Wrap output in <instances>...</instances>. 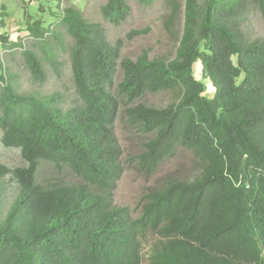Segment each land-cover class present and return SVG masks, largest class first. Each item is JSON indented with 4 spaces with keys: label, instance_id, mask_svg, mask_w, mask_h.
Wrapping results in <instances>:
<instances>
[{
    "label": "trees",
    "instance_id": "obj_1",
    "mask_svg": "<svg viewBox=\"0 0 264 264\" xmlns=\"http://www.w3.org/2000/svg\"><path fill=\"white\" fill-rule=\"evenodd\" d=\"M164 1L165 29L177 38L182 32L175 56L151 59L144 51L119 63L121 39L109 42L99 23L66 8L60 24L74 39L78 94L67 109L59 93L18 92L14 77L0 74L1 142L27 163L0 164V264H141L148 232L155 235L148 264H264V38L244 28L252 7L264 20V0ZM101 11L118 24L129 8L108 0ZM27 28L44 44L45 33L59 34L39 20ZM7 37L0 34V45H14ZM23 55L43 82L42 57L27 48ZM46 60L59 73L56 57ZM118 64L123 78L113 92ZM159 91L176 99L164 107L135 103ZM122 100L127 122L150 134L137 156L141 170L153 173L179 146L197 168L190 179L150 188L137 216L111 200L123 172L113 130ZM41 161L68 167L81 182H39ZM6 175L17 194L4 213Z\"/></svg>",
    "mask_w": 264,
    "mask_h": 264
},
{
    "label": "rangeland",
    "instance_id": "obj_2",
    "mask_svg": "<svg viewBox=\"0 0 264 264\" xmlns=\"http://www.w3.org/2000/svg\"><path fill=\"white\" fill-rule=\"evenodd\" d=\"M107 1L0 0V34H6L8 43L14 44L0 45V74L12 75L14 78L11 81L18 92H34L40 96L59 93L61 100L58 105L64 109L73 105L78 98L70 58V49L74 39L60 24L68 7H74L81 11L82 16L88 22L99 23L103 27L105 37L109 42L114 43L118 38L121 39L118 63L123 58L136 60L144 51L151 59L155 57L168 59L175 56L182 32L177 38V33L173 35L165 29L164 16L168 10L164 0H125L129 11L125 19L118 24L106 19L102 14L101 8ZM37 20L42 22V27L46 30L49 28V30H55L56 34L59 33L58 37L54 38L45 33L44 35L50 39L44 44L40 37L29 33L27 26ZM244 28L247 37L251 39L264 38V20L253 7L247 14ZM133 31H139V33H132ZM130 33H132L131 36H129ZM25 48L35 51L42 57L47 70V78L43 82L33 79L23 55ZM51 55L56 57L59 73H56L46 60ZM116 68L112 85L113 92L123 78L120 65L118 64ZM194 72L197 78L201 77V64L199 62L194 64ZM2 86L0 81V91ZM205 94L211 96L212 92L207 90ZM175 99L176 94L174 92L159 91L146 93L135 103L164 107ZM124 106L122 100L120 113L113 127L114 134L122 149L123 172L115 189L111 192V200L114 204L126 207L132 216H137L141 210L142 197L150 188H156L170 178L190 179L197 173V168L193 162L192 152L179 146L175 155L161 162L153 173L149 174L141 170L137 156L142 149L144 139L148 138L150 134L142 135L127 122L123 112ZM1 136L2 130L0 129V164L8 168L27 165L20 149L4 146L1 142ZM37 180L43 183L81 182L80 177L73 174L68 167L57 168L47 161H41ZM3 181V211L5 213L17 194V188L10 176L6 175ZM154 240L155 235L148 232L143 243L142 253L144 257L141 264H148L146 255Z\"/></svg>",
    "mask_w": 264,
    "mask_h": 264
},
{
    "label": "built area",
    "instance_id": "obj_3",
    "mask_svg": "<svg viewBox=\"0 0 264 264\" xmlns=\"http://www.w3.org/2000/svg\"><path fill=\"white\" fill-rule=\"evenodd\" d=\"M63 1H65V0H61V2H63ZM70 1L76 2V1H79V0H70Z\"/></svg>",
    "mask_w": 264,
    "mask_h": 264
}]
</instances>
